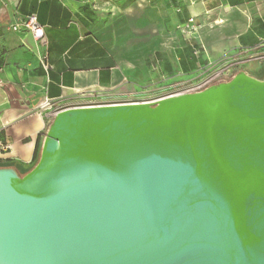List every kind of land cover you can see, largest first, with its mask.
I'll return each mask as SVG.
<instances>
[{
	"label": "water",
	"instance_id": "95a60500",
	"mask_svg": "<svg viewBox=\"0 0 264 264\" xmlns=\"http://www.w3.org/2000/svg\"><path fill=\"white\" fill-rule=\"evenodd\" d=\"M0 264H264V73L58 111L0 167Z\"/></svg>",
	"mask_w": 264,
	"mask_h": 264
},
{
	"label": "crops",
	"instance_id": "0c3cea01",
	"mask_svg": "<svg viewBox=\"0 0 264 264\" xmlns=\"http://www.w3.org/2000/svg\"><path fill=\"white\" fill-rule=\"evenodd\" d=\"M29 15L46 44L11 29ZM239 71L264 73V0H0V167L35 165L45 99L59 109L146 102Z\"/></svg>",
	"mask_w": 264,
	"mask_h": 264
},
{
	"label": "built area",
	"instance_id": "2783aa9c",
	"mask_svg": "<svg viewBox=\"0 0 264 264\" xmlns=\"http://www.w3.org/2000/svg\"><path fill=\"white\" fill-rule=\"evenodd\" d=\"M188 23L189 24H192L193 23V19H190L188 21ZM11 29L13 31H20V30H22L24 32L30 33L32 35V37H33V39H34L35 42H39L41 44H46V36H45L44 30L40 26V24L37 22V19H36L35 15H29V16H27L21 24L14 25V26L11 27ZM38 59L40 61L41 67L45 71H47L49 69V65H48V63L46 61V56H39L38 55ZM222 74H223V72H221V73H219L217 75H213L210 78V81L217 80ZM219 82H221V81H219ZM205 88H203V89H205ZM203 89H199V90L171 91V92L166 93L163 97L170 96V95H174V94H177V93L197 92V91H201ZM163 97H160V98H163ZM160 98H158V99H160ZM155 100H157V99H155ZM152 101H154V100H152ZM37 109H38V111L45 112V115L48 118H50V119H52L53 116L58 111L61 110V109H59L57 107V105L55 103H53V101L46 100V99L43 100V101H41L38 104Z\"/></svg>",
	"mask_w": 264,
	"mask_h": 264
},
{
	"label": "trees",
	"instance_id": "16d2710c",
	"mask_svg": "<svg viewBox=\"0 0 264 264\" xmlns=\"http://www.w3.org/2000/svg\"><path fill=\"white\" fill-rule=\"evenodd\" d=\"M39 151H40V150H39ZM39 151H38V153H37V156H36V159H35V163H36V162H37V160H38Z\"/></svg>",
	"mask_w": 264,
	"mask_h": 264
},
{
	"label": "rangeland",
	"instance_id": "374dc122",
	"mask_svg": "<svg viewBox=\"0 0 264 264\" xmlns=\"http://www.w3.org/2000/svg\"><path fill=\"white\" fill-rule=\"evenodd\" d=\"M261 76H262V75H260V77H261ZM260 77H259V78H260ZM146 102H149V101H146ZM39 150H40V147H39Z\"/></svg>",
	"mask_w": 264,
	"mask_h": 264
}]
</instances>
